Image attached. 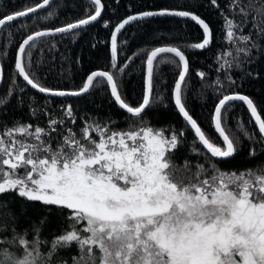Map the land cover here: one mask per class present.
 Masks as SVG:
<instances>
[{
  "label": "snow or ice",
  "instance_id": "obj_1",
  "mask_svg": "<svg viewBox=\"0 0 264 264\" xmlns=\"http://www.w3.org/2000/svg\"><path fill=\"white\" fill-rule=\"evenodd\" d=\"M52 3L32 0L0 15V33L11 43L12 27H23L29 17L39 22L42 10L44 19L50 18ZM109 7L103 0H85L81 18L32 30L14 45V75L0 92V264H264V116L253 97L238 91L247 83L264 92V0H177L138 12L129 6V14L115 23L103 19ZM202 7L217 14L219 33L199 14ZM157 18L192 22L200 38L192 41L181 33L142 50L143 84L133 105L118 75H126L135 57L120 62L118 35ZM95 23L110 29V70L91 71L75 87L46 83L54 69L42 58L44 45L58 49L45 38L75 43ZM214 43L219 75L209 83L216 100L209 117L213 137L190 113L186 89L189 53L211 50ZM165 64L175 68L170 89L161 69ZM71 75L57 73L63 80ZM195 75L208 80L205 71ZM5 79L0 65V84ZM29 90L42 94L44 104ZM96 96L126 114L123 127L110 115L97 119L67 102ZM54 98H61L60 103ZM13 99L14 110L26 106L36 120L11 116ZM169 102L182 118L179 130L153 126L146 117V110L167 108ZM234 102L246 106V121L233 115ZM188 131L193 138L187 155L177 161ZM245 143L247 167L221 169L219 164L231 162ZM37 203L46 214L23 224L29 206ZM53 212L63 218L61 231L46 237L43 226Z\"/></svg>",
  "mask_w": 264,
  "mask_h": 264
},
{
  "label": "trees",
  "instance_id": "obj_2",
  "mask_svg": "<svg viewBox=\"0 0 264 264\" xmlns=\"http://www.w3.org/2000/svg\"><path fill=\"white\" fill-rule=\"evenodd\" d=\"M32 0H0V15L10 13L16 10H20L26 3H31ZM110 7L102 14L103 19H111L113 23L118 22L120 19L129 14V6H131L132 12H138L141 10L159 8L166 5H174L177 0H121L119 5L114 4L113 0H103ZM183 3V0H179ZM52 13L51 17L44 19L47 16V12L42 10L40 21L37 22L32 17L23 20V27L19 23L15 27H12L14 35L10 38L11 43H8L4 39L3 33H0V49L8 52V56L5 57L0 51V65L5 69V82L0 84V92H4L9 84L10 78L14 75V57L16 54V47L18 43L23 39L28 32L32 30H39L43 28H51L65 23L67 20H75L81 18L85 12V0H53L52 6L48 9ZM199 14L207 19L214 30V33L220 32V20L217 14L209 9L200 8ZM15 23V22H14ZM11 27V26H10ZM185 34L192 41H196L200 38V30L192 22H187L178 19H155L152 22H141L140 24H133L127 28L122 34L118 35V46L122 49L119 53V60L124 62L126 57H135L134 62L126 70L125 74H119L118 79L122 81V89L128 100L135 105L140 99L142 90V67L140 57L144 55V49H151L152 47L166 44L171 40V37L178 36L179 34ZM46 40H50L57 44L58 50L49 51L48 46L44 45L43 59L46 61V66L54 69L53 73L49 75L48 83L50 86L58 87H75L81 83L83 78L86 77L91 71L96 70H110L108 58L110 55V29H105L101 26V23H95L90 25L83 34L77 38L75 43L70 42L69 39H61L59 36L48 37ZM127 39L128 43L124 44L123 40ZM176 43V41H172ZM96 43L97 47L92 48L91 44ZM15 45V46H14ZM178 46L185 47L183 44ZM217 51V45L214 43L211 50L205 52L189 53L190 61V79L189 87L186 89V101L190 109V113L201 127L211 136H216L213 128L210 127L209 117L213 111L215 100V93L212 86L209 83L216 78L219 74L215 72V61L212 55ZM38 53L33 51V57L36 58ZM54 58V59H53ZM79 58V63H77ZM168 84L167 88H171L175 75V68L172 65L165 64L161 66ZM61 70L65 72H71V80H63L57 76V73ZM205 71L208 74V80L201 82L199 77L195 75L196 71ZM261 70L264 71V65L261 66ZM43 71V69H42ZM21 82V81H18ZM33 95L38 98V104L43 105L45 98L33 90H29ZM251 97H253L261 108V114L264 116V92L261 91L260 86L249 87L247 83L238 89ZM204 95L201 96L200 93ZM168 95V93H165ZM25 101L28 97H24ZM56 104H59L61 98H54ZM67 102L73 104L78 109H81L83 113L95 114L97 119L106 118L111 116L112 118L120 122V127L124 126V116L126 115L122 110H119L114 103H109L108 100L101 99L100 96L96 97H81V98H67ZM15 99L9 106V114L22 121L36 120V117L30 116V109L26 106H22L18 111L15 109ZM99 104L100 107H95ZM233 115H239L246 121L248 118L247 110L239 102H234ZM37 106V105H33ZM55 107V105H54ZM146 117L153 126H165L175 125V128L179 130L182 126V118L178 115L174 108V104L169 102L167 108H152L146 110ZM44 117H40L39 123H43ZM242 121V122H243ZM231 123V120H229ZM193 138L191 131L186 132V139L184 147H181L176 153L175 159L182 161L187 155L189 142ZM247 151V143H245L244 151L239 153L231 162H221L219 164L221 169H242L247 167L245 153ZM189 159L196 161V156H189ZM44 206L40 204L30 205L27 216L22 219V223L27 225L32 221H39L40 217L44 216ZM49 222L44 225L43 235L49 236L50 233H60L63 218L58 212L47 214Z\"/></svg>",
  "mask_w": 264,
  "mask_h": 264
},
{
  "label": "water",
  "instance_id": "obj_3",
  "mask_svg": "<svg viewBox=\"0 0 264 264\" xmlns=\"http://www.w3.org/2000/svg\"><path fill=\"white\" fill-rule=\"evenodd\" d=\"M157 19H160V18H157ZM130 27V26H129ZM128 28V27H127ZM38 94V93H37ZM39 95H41V96H43L42 94H39ZM239 103H241L242 104V102H239ZM245 108H246V106H244ZM247 110V109H246Z\"/></svg>",
  "mask_w": 264,
  "mask_h": 264
}]
</instances>
